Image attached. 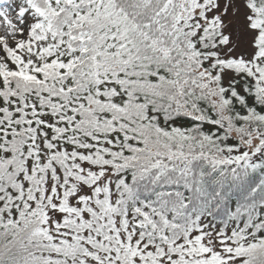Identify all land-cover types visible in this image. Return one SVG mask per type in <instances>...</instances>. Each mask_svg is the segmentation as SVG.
I'll list each match as a JSON object with an SVG mask.
<instances>
[{"label": "snow or ice", "instance_id": "1", "mask_svg": "<svg viewBox=\"0 0 264 264\" xmlns=\"http://www.w3.org/2000/svg\"><path fill=\"white\" fill-rule=\"evenodd\" d=\"M0 264H264V0H0Z\"/></svg>", "mask_w": 264, "mask_h": 264}]
</instances>
